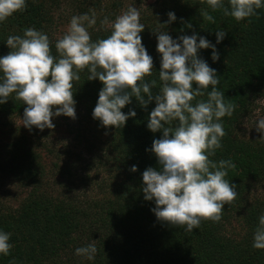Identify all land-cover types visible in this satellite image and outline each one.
I'll list each match as a JSON object with an SVG mask.
<instances>
[{"label": "trees", "instance_id": "1", "mask_svg": "<svg viewBox=\"0 0 264 264\" xmlns=\"http://www.w3.org/2000/svg\"><path fill=\"white\" fill-rule=\"evenodd\" d=\"M65 3L73 16L95 11L97 23L88 29L93 41L110 35L100 21L114 20L123 7L121 0H26L23 12L0 22V57L10 51L8 36L22 35L27 27L48 35L55 56V42L63 35L55 34V12ZM224 3L227 6V0ZM202 10L209 11L214 24L203 20ZM139 12L145 26L142 44L153 59L152 75L145 82L155 79L159 84L161 56L153 33L158 24L165 25L162 31L174 40L195 34L197 43L204 37L215 46L217 61L211 58L212 48L199 49L197 56L216 70V87L225 102L237 107L231 117L222 118L226 135L211 159L236 164L225 177L236 186V199L224 206L219 222L202 221L192 232L158 221L151 211L154 201H146L142 191V173L149 167L160 169L151 145L162 132L147 128L155 101L141 107L132 97L121 111H135V117L120 128H105L92 117L103 85L98 79L87 80L85 69L73 81L75 119L54 116L82 145L77 152L75 146L72 151L68 145H48L43 130L25 128L19 120L26 105L15 94L0 104V189L11 197L7 203L0 196V231L11 234L13 245L8 256L0 254V264H264V250L252 248L258 217L264 214V141L259 140L261 134L239 131L255 99L264 98V8L257 10L258 18L240 22L194 0H154ZM169 12L176 20L165 24ZM220 30L226 35L217 43ZM152 92L155 95L158 87ZM96 144H102L99 155L94 153ZM47 151L57 159H46ZM256 186L263 188L258 195L252 191ZM233 221L241 226L237 234L228 232ZM90 243L97 248L93 260L75 255L77 248Z\"/></svg>", "mask_w": 264, "mask_h": 264}, {"label": "clouds", "instance_id": "2", "mask_svg": "<svg viewBox=\"0 0 264 264\" xmlns=\"http://www.w3.org/2000/svg\"><path fill=\"white\" fill-rule=\"evenodd\" d=\"M194 3L206 4L213 12L222 10L224 16L237 22L258 18L257 10L264 8V0H227V6L224 0ZM26 7V0H0V22ZM90 13L71 17L65 33L55 42V56L48 35L34 27L25 28L22 35L8 36L10 51L0 57V104L15 94V99L26 105L21 120L25 128L52 129L54 116L75 119L73 81H78V73L85 69L87 80L98 79L103 85L92 117L105 128H120L129 117H135V111L127 115L121 111L132 97L141 107L154 100L147 128L162 132L151 145L160 169L149 167L142 173L144 199L154 201L151 211L158 221L186 232L199 228L202 221L219 222L224 206L237 197L236 186L225 179L236 164L231 159L214 161L211 157L222 147L226 135L221 120L231 117L237 105L225 102L223 92L216 87L220 82L216 70L197 56L199 49L212 48L211 58L217 61L215 46L204 37L197 43L195 34L174 40L162 31L165 25L158 24L153 33L161 56L159 84L155 79L145 82V77L152 75L153 59L142 44L140 33L145 26L138 9L129 6L112 21L104 17L100 26L110 29V35L95 41L88 29L96 25L97 16L94 10ZM167 15L165 24L176 20L173 12ZM200 15L215 23L209 11L202 10ZM186 27L191 28V24ZM225 35V31H217L216 42ZM157 87L154 95L152 89ZM205 95L206 100H197ZM255 130L264 141V118L256 122ZM131 171L135 172L136 166ZM10 235L0 231V254L4 256L13 247ZM252 248L264 250V214L258 217ZM96 253L94 243L75 250V255L87 260H93Z\"/></svg>", "mask_w": 264, "mask_h": 264}, {"label": "rangeland", "instance_id": "3", "mask_svg": "<svg viewBox=\"0 0 264 264\" xmlns=\"http://www.w3.org/2000/svg\"><path fill=\"white\" fill-rule=\"evenodd\" d=\"M154 0H121L123 7L122 10H126L129 6L136 7L138 11L140 9H143L148 3H152ZM70 7L68 6L67 3H65L62 7H60L56 12H55V27L54 29L55 34H64L67 26L70 22L71 17L73 14H70ZM54 27V28H55ZM264 118V98H257L254 101V107L250 115H248L246 118L242 120V123L240 124V134L245 135V136H260L256 130H255V125L256 122ZM56 117H52V123L54 124V128L49 129L45 128L42 131L43 136V141H45L48 145L50 142L56 143V146L58 148L64 147L65 145L71 146V150L73 151L75 148L76 150L74 151H79L82 147V145H77V142L73 140L74 138V133L70 131V129L66 128V125L62 122H59L56 120ZM22 122L21 120H19ZM75 146V148H73ZM102 144H96L94 147V153L97 155L100 154V151H97L98 148H100ZM51 150V148H50ZM102 152V150H101ZM46 159H48L50 162H52L54 159H57L56 156L54 155L53 152L47 151ZM4 187H1L0 189V196L3 197L4 202H9L11 201V197L8 194V192ZM262 187L261 186H256L253 188L254 194L258 195L260 192H262ZM3 193V195H2ZM241 231V226L237 221H233L231 226L228 228V232L232 234H237Z\"/></svg>", "mask_w": 264, "mask_h": 264}]
</instances>
